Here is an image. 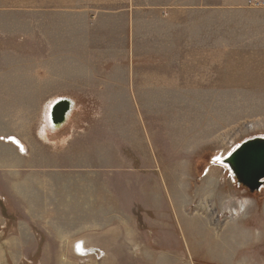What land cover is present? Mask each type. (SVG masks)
<instances>
[{
    "label": "rangeland",
    "instance_id": "obj_1",
    "mask_svg": "<svg viewBox=\"0 0 264 264\" xmlns=\"http://www.w3.org/2000/svg\"><path fill=\"white\" fill-rule=\"evenodd\" d=\"M246 2L0 0V264H264V186L212 163L264 136Z\"/></svg>",
    "mask_w": 264,
    "mask_h": 264
},
{
    "label": "water",
    "instance_id": "obj_2",
    "mask_svg": "<svg viewBox=\"0 0 264 264\" xmlns=\"http://www.w3.org/2000/svg\"><path fill=\"white\" fill-rule=\"evenodd\" d=\"M70 100L62 99L51 110V123L55 127L64 124L70 111ZM224 164L237 185L250 193H258L264 186V138L254 137L241 142L226 158Z\"/></svg>",
    "mask_w": 264,
    "mask_h": 264
},
{
    "label": "bare ground",
    "instance_id": "obj_3",
    "mask_svg": "<svg viewBox=\"0 0 264 264\" xmlns=\"http://www.w3.org/2000/svg\"><path fill=\"white\" fill-rule=\"evenodd\" d=\"M62 99H64V97H62V98H58L57 100H55L54 102H52V103L50 104L49 108H48V112H47L46 117H45V120H46V121H45V125H46V127H47V129L49 130L50 133H57V132L63 130L64 127L69 123L71 117L73 116V114H74V112H75V110H76V108H75V105H76V104L74 103V101L70 100V104H69V106H70V111H69V112L66 114V116H65L64 124L61 125V126H59V127H55V126H53L52 123H51V120H50V117H51V115H50V114H51V110H52V107L55 106L54 104H56L57 101L62 100ZM66 99H67V98H66ZM261 137L264 138V136H261ZM15 141H16V140H13V143H15ZM16 142L19 144V146L22 147V145H20V143H19L18 141H16ZM15 144H16V143H15ZM235 146H236V145H235ZM229 153H230V151H229L225 156H219V157H215V158H213L212 163H213V164H216V165L219 166V167H222L226 174H229V173H230L229 176H230L231 180L233 181V183L235 182V184L237 185V183H236V181L234 180V178H233L231 172H230V171H227V166L224 164V158H226V156H228ZM212 166H213V165H212ZM237 186H238V185H237ZM239 187H240V186H239ZM262 189H263V188H262ZM262 189L260 190V192L262 191ZM246 204H247V200H243L242 202H240V203L238 204V208L227 210V212L230 214L231 217H236V216L240 215V214L244 211V209H245V207H246ZM81 245H82V244H80V245L78 246V248H80L79 251H83L82 249L85 248V247H83V246L81 247ZM83 245H84V243H83Z\"/></svg>",
    "mask_w": 264,
    "mask_h": 264
},
{
    "label": "crops",
    "instance_id": "obj_4",
    "mask_svg": "<svg viewBox=\"0 0 264 264\" xmlns=\"http://www.w3.org/2000/svg\"><path fill=\"white\" fill-rule=\"evenodd\" d=\"M63 96H59V97H56V98H54L53 100H52V102H54L55 100H57L58 98H62ZM64 99H66V98H64ZM65 128V127H64ZM63 130H61L59 133H61ZM51 137V136H50ZM49 137V138H50ZM39 139V142L38 143H42L41 145L43 146V148L44 147H47V148H51V150H53V149H58V148H63V146H64V144H65V141L64 142H59V140H57L55 143L56 144H54V142L52 141V139L50 138V141H43L42 139H40V138H38ZM13 140H15V139H12L11 141L13 142ZM17 141V140H16ZM35 141V140H34ZM10 143H8V145H9ZM58 144V145H57ZM17 145V144H16ZM21 145V144H20ZM10 146H12V148H14L15 150H16V152H17V149H18V146H15V145H12V144H10ZM24 146V148L26 149V153L25 154H22L21 153V151L19 150L18 151V155H19V157H26V158H29L30 157V155H31V148H27L26 146H25V144L23 145ZM22 149H23V147H21ZM20 149V148H19ZM53 152V151H52ZM50 152L51 153V155H53V153H55V152ZM45 157V156H44ZM43 157V158H44ZM28 162V161H27ZM12 191L11 192H13V188L11 189ZM34 211H39L38 209H36V208H29V209H27V210H25V212H34ZM25 228V226H23V227H21V229H24ZM64 242H66V241H64ZM90 246V245H89ZM92 246V245H91ZM93 247V246H92Z\"/></svg>",
    "mask_w": 264,
    "mask_h": 264
},
{
    "label": "built area",
    "instance_id": "obj_5",
    "mask_svg": "<svg viewBox=\"0 0 264 264\" xmlns=\"http://www.w3.org/2000/svg\"><path fill=\"white\" fill-rule=\"evenodd\" d=\"M246 3L251 9H264V0H247Z\"/></svg>",
    "mask_w": 264,
    "mask_h": 264
},
{
    "label": "flooded vegetation",
    "instance_id": "obj_6",
    "mask_svg": "<svg viewBox=\"0 0 264 264\" xmlns=\"http://www.w3.org/2000/svg\"><path fill=\"white\" fill-rule=\"evenodd\" d=\"M75 108H76V105H75Z\"/></svg>",
    "mask_w": 264,
    "mask_h": 264
}]
</instances>
